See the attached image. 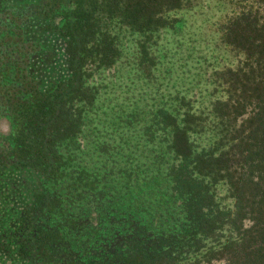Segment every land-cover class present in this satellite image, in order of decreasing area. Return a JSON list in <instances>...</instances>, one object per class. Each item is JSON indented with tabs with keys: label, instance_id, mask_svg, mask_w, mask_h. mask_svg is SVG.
I'll use <instances>...</instances> for the list:
<instances>
[{
	"label": "trees",
	"instance_id": "trees-1",
	"mask_svg": "<svg viewBox=\"0 0 264 264\" xmlns=\"http://www.w3.org/2000/svg\"><path fill=\"white\" fill-rule=\"evenodd\" d=\"M199 13L185 82L169 42ZM129 51L169 80L109 113ZM3 120L0 264H264V0H0Z\"/></svg>",
	"mask_w": 264,
	"mask_h": 264
},
{
	"label": "rangeland",
	"instance_id": "rangeland-1",
	"mask_svg": "<svg viewBox=\"0 0 264 264\" xmlns=\"http://www.w3.org/2000/svg\"><path fill=\"white\" fill-rule=\"evenodd\" d=\"M213 17V14H196V16L191 19L190 27L183 35H180L178 38H170V45L177 46L180 49L177 58L174 60L176 64L175 70H178L180 73L179 80L187 82L195 79V72L199 71L198 67L201 62H205L206 64L212 63L213 59L211 55L213 52V45L209 40V38H212L211 36L209 37V25L212 23ZM177 40H182V42H177ZM202 50L204 54L206 52V61L203 58L199 59ZM129 53L132 56L130 51L127 52V54L122 57V60L118 61L115 68L106 71L97 79L103 86L100 104L103 109L109 113H116L118 108L117 104L123 102L126 98L141 99L138 103L142 106L143 104L151 103L155 86L160 84L161 87H164L169 80L165 77L163 69H161V71H158V69L148 71V74L151 75V79L148 78L147 83L146 81L138 80L140 78L132 79L131 76L133 77L136 74L135 72L130 74L127 60V55ZM178 58L181 59L178 60ZM0 129L6 133L9 132V123L5 120L0 121ZM130 133L128 132V134Z\"/></svg>",
	"mask_w": 264,
	"mask_h": 264
}]
</instances>
